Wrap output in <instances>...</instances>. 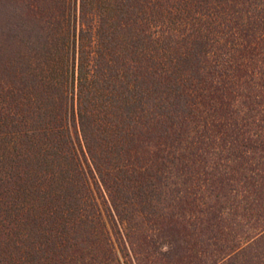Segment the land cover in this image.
Instances as JSON below:
<instances>
[{
    "label": "trees",
    "instance_id": "1",
    "mask_svg": "<svg viewBox=\"0 0 264 264\" xmlns=\"http://www.w3.org/2000/svg\"><path fill=\"white\" fill-rule=\"evenodd\" d=\"M175 216L264 264V0H0V264H156Z\"/></svg>",
    "mask_w": 264,
    "mask_h": 264
},
{
    "label": "rangeland",
    "instance_id": "2",
    "mask_svg": "<svg viewBox=\"0 0 264 264\" xmlns=\"http://www.w3.org/2000/svg\"><path fill=\"white\" fill-rule=\"evenodd\" d=\"M176 216L172 217V218H168L169 222H177L176 220ZM160 225V223H159ZM185 224H178V228L179 230L176 232V230L173 231L172 234L169 235L168 238H170V240H172L174 242L175 246V250L173 252V257L172 258H168V257H161L158 259V263L156 264H195V261L198 262V260H195L194 258H189L188 254L189 252H191V241L190 236L188 235V228H186L184 226ZM150 233V232H149ZM161 241V240H160ZM160 246H162V250H166L169 247V244L165 241L164 243H162ZM187 249V250H186ZM199 262H202L200 264H203L204 262V257L201 260L200 258ZM205 264V262H204Z\"/></svg>",
    "mask_w": 264,
    "mask_h": 264
}]
</instances>
